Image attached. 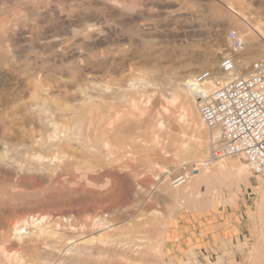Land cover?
<instances>
[{
  "label": "rangeland",
  "instance_id": "rangeland-1",
  "mask_svg": "<svg viewBox=\"0 0 264 264\" xmlns=\"http://www.w3.org/2000/svg\"><path fill=\"white\" fill-rule=\"evenodd\" d=\"M258 1L0 0V264H190L238 226L264 264V176L206 164L209 130L169 102L197 113L186 82L232 51L237 14L264 35ZM249 34L238 73L264 55Z\"/></svg>",
  "mask_w": 264,
  "mask_h": 264
},
{
  "label": "built area",
  "instance_id": "built-area-1",
  "mask_svg": "<svg viewBox=\"0 0 264 264\" xmlns=\"http://www.w3.org/2000/svg\"><path fill=\"white\" fill-rule=\"evenodd\" d=\"M227 37L232 51L216 69L199 71L190 81L196 110L210 133L206 164L241 156L253 175L264 176V55L241 75L234 53L243 50L244 42L232 31ZM198 172L196 166L183 170L170 180L171 187L186 185Z\"/></svg>",
  "mask_w": 264,
  "mask_h": 264
},
{
  "label": "crops",
  "instance_id": "crops-1",
  "mask_svg": "<svg viewBox=\"0 0 264 264\" xmlns=\"http://www.w3.org/2000/svg\"><path fill=\"white\" fill-rule=\"evenodd\" d=\"M243 231L241 226H238L235 234L229 236L220 234L214 242L210 241L209 244L202 245V241V246L190 247L186 253L188 262L192 261L190 264H244L249 254L250 238Z\"/></svg>",
  "mask_w": 264,
  "mask_h": 264
},
{
  "label": "bare ground",
  "instance_id": "bare-ground-1",
  "mask_svg": "<svg viewBox=\"0 0 264 264\" xmlns=\"http://www.w3.org/2000/svg\"><path fill=\"white\" fill-rule=\"evenodd\" d=\"M100 3V2H99ZM227 5V4H226ZM257 5H258V8H261V9H263L264 10V1L263 0H259L258 2H257ZM227 8H229V7H227ZM232 11H234V10H232ZM44 13V12H43ZM238 13V12H237ZM238 16H239V19H240V21H242L244 24H246L247 25V27H249L247 30H245L244 32H243V34L241 35V34H239V38L240 39H242L243 41H244V46H245V43H246V40H245V37L249 34V31H253V32H255L257 35H259L260 37H264V35H263V32H262V29H261V27H259L257 24H251L250 22H249V20L245 17V14H237ZM237 17V16H236ZM238 18V17H237ZM246 27V26H245ZM76 28V27H75ZM244 28V27H243ZM51 31V30H50ZM57 32V31H56ZM19 37H20V35H19ZM249 37H250V34H249ZM248 37V38H249ZM227 38V37H226ZM226 38H222L221 39V41L220 42H226ZM252 38V37H251ZM228 39V38H227ZM250 39V38H249ZM22 40V39H21ZM16 41V40H15ZM56 40L55 39H52V40H50V44H55L56 42H55ZM45 42V41H44ZM47 42V41H46ZM45 42V43H46ZM261 42V41H260ZM263 43V42H262ZM231 45V44H230ZM250 51V50H249ZM247 53V52H246ZM214 58H215V56L213 55L210 59H209V64H210V61L211 62H213L214 61ZM243 59L242 60H245L246 61V59H247V57L246 56H244V57H242ZM206 59H208V58H206ZM199 62V61H198ZM243 62V61H242ZM206 63H208V62H206ZM209 64H208V66H209ZM214 64V63H213ZM246 65V64H245ZM211 66V65H210ZM187 70V69H186ZM85 71V70H84ZM100 71V70H99ZM243 72H241V73H239V74H241V75H244V74H246L247 73V68H245L244 70H242ZM86 74V73H85ZM192 75V74H191ZM185 83V82H184ZM186 86H187V89H188V91L189 92H191V88H190V80H188L187 82H186ZM73 88V87H72ZM141 93H143V92H141ZM183 94V93H182ZM190 94V93H189ZM192 94V93H191ZM189 97V96H188ZM191 97H192V95H191ZM140 99V98H139ZM187 100V98H186V96H185V98L183 97L182 98V96H180L179 94H174V95H169V102L171 103V104H175V103H177V102H181V107H182V116L186 119V121L187 122H193V124L195 125V127L196 128H198L199 130H202L203 128H206V126L204 125V123L201 121V119H200V117L198 118V116H197V113H195V111L193 110V108H192V106L188 103V101H189V99H188V101H186ZM128 103V102H127ZM60 107V106H59ZM133 110H138V108L136 107V106H133ZM199 115V114H198ZM59 117V116H58ZM143 119V118H142ZM96 120V119H95ZM181 120H182V118H181ZM182 123L184 124V122L182 121ZM159 124H161V121H159ZM97 126H98V124H97ZM205 126V127H204ZM87 128V127H86ZM198 129H196V130H198ZM184 134V133H183ZM200 135V134H199ZM196 136L195 137V139H196V147H197V154H199V155H202V151H203V148H204V146H205V144H204V141L202 140V137L201 136ZM209 139H210V133H209ZM158 143V142H157ZM103 146H104V148H106V149H108L109 151H110V149H111V147H110V144H109V142L108 141H104L103 142ZM189 147H190V145H189ZM190 149V148H189ZM185 150V149H184ZM182 152V151H181ZM188 152V151H187ZM195 152V151H194ZM184 153H185V151H184ZM112 154V153H111ZM201 161V160H200ZM203 162H205V160H203ZM202 162V163H203ZM238 162V170H237V173L239 174V175H244L245 173H246V170H247V165L245 164V163H243L242 161H240V160H238L237 161ZM158 188L160 189V190H165V188H166V186L163 184V183H160L159 185H158ZM98 226V225H97Z\"/></svg>",
  "mask_w": 264,
  "mask_h": 264
}]
</instances>
